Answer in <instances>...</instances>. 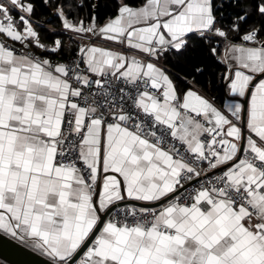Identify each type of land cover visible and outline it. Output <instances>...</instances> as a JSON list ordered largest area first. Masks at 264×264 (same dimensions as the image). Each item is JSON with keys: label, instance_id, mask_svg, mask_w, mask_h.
<instances>
[{"label": "crops", "instance_id": "obj_1", "mask_svg": "<svg viewBox=\"0 0 264 264\" xmlns=\"http://www.w3.org/2000/svg\"><path fill=\"white\" fill-rule=\"evenodd\" d=\"M9 1L30 14L29 4ZM212 2L146 0L137 8L122 5L119 14L101 26L93 21L66 23L60 33L82 50L83 64L92 73L145 77L161 88L163 100L144 94L139 106L159 121H180L181 128L173 135L188 150L200 151L203 128L177 112L174 98L212 127H221L232 144L219 169L238 167L232 180L253 189L250 205L264 224V193L254 191L264 187V179L241 158L236 160L242 137L241 100L254 77L264 71V43L231 42L213 16ZM9 9L14 26L0 23V41L24 52L50 50L39 40L35 25L16 19ZM258 12L264 15V6ZM190 36L222 39L218 60L226 69L222 107L192 82L184 81L187 88H182L166 66L164 54L181 50ZM64 63L47 56L38 63L0 44V232L56 263L69 259L97 224L96 188L100 212L128 200L155 203L171 195L182 168L170 153L134 132L99 122L87 126L79 148L92 169V195L78 171L55 166L53 143L65 110L73 112L74 131L87 114L62 79ZM245 128L244 152L264 158V77L251 88ZM154 210L156 223L148 230L118 228L106 219L88 248L89 264H264V236L253 219L245 220L244 209L234 211L220 202L206 214L165 203Z\"/></svg>", "mask_w": 264, "mask_h": 264}, {"label": "built area", "instance_id": "obj_2", "mask_svg": "<svg viewBox=\"0 0 264 264\" xmlns=\"http://www.w3.org/2000/svg\"><path fill=\"white\" fill-rule=\"evenodd\" d=\"M9 8L17 15L16 19L23 23L38 24L31 19L29 11L9 0H0V23L14 26L15 17ZM217 36L222 35L217 32ZM238 43L259 44V39L255 32H249L241 35ZM0 44L16 54L25 53L32 61L42 62V58L33 50L24 52L22 47L7 41H0ZM221 50L219 43L211 49L217 60L221 57ZM49 66L53 67L54 63ZM62 79L67 85V90L76 93L74 99L76 105L86 110L87 114L84 124L74 131L73 112L65 110L59 136L53 143V164L78 171L84 185L90 188V195L93 193L92 169L82 160L79 153L86 128L92 122H99L104 126L119 125L148 140L153 146L170 153L173 159L182 165L171 189V194L175 195L168 199L165 205L182 207L186 211L196 209L206 214L220 202H226L234 211L244 209L245 220L253 219L260 234L264 236V224L260 219V213L250 205L253 189L241 187L232 180V176L238 174V167L219 169L223 155L232 144L221 127H212L209 121L202 120L198 115L185 110L179 100L174 98L172 104L177 112L200 122L203 128L200 135V151L188 150L185 144L173 135L175 129L181 128L180 121L172 123L159 121L156 115L139 106V99L144 94L163 100L161 88H156L152 81L145 77L128 79L119 73H92L83 64V52L79 48H76L64 63ZM241 159L258 171L260 177L264 179V158H259L251 151H245ZM254 191L263 194L264 187H258ZM156 217L157 212L154 209H137L131 205H123L115 207L107 220L116 227L126 230H148L155 226ZM77 263H90L88 249L79 257Z\"/></svg>", "mask_w": 264, "mask_h": 264}, {"label": "trees", "instance_id": "obj_3", "mask_svg": "<svg viewBox=\"0 0 264 264\" xmlns=\"http://www.w3.org/2000/svg\"><path fill=\"white\" fill-rule=\"evenodd\" d=\"M21 1L31 6L30 17L38 23L35 24V30L39 40L50 49L36 53L41 58L47 56L52 61L59 59L66 62L76 49L72 39L60 33L66 23L76 25L93 21L96 26H101L117 16L122 5L137 8L146 0ZM212 1L213 16L231 42L238 43L241 35L255 32L257 38L264 43V15L258 12L259 7L264 6V0ZM221 41L216 37H209L206 41L204 38L190 36L181 50L168 52L170 56L169 59L165 57V62L182 88H187L184 81L192 82L222 107L226 95L223 84L226 69L211 52L214 45ZM52 46L54 51H51Z\"/></svg>", "mask_w": 264, "mask_h": 264}, {"label": "water", "instance_id": "obj_4", "mask_svg": "<svg viewBox=\"0 0 264 264\" xmlns=\"http://www.w3.org/2000/svg\"><path fill=\"white\" fill-rule=\"evenodd\" d=\"M169 53H165V57L169 59ZM264 77V71L254 77L251 81L244 98L241 100L242 104V115H241V142L237 154V161L242 157L244 152V145H245V137H246V110H247V102L249 98V94L251 88L254 84L261 78ZM99 189L96 188L94 196H93V205L98 217V222L95 225L94 229L91 231L89 236L85 239L79 249L65 262L63 263H56L47 257L43 256L42 254L34 251L33 249L27 247L23 243L19 242L16 239H13L2 232H0V261L4 262L5 264H77L79 257L89 248V246L93 243L95 237L101 230L102 226L104 225L108 215L111 211L117 206L123 205H131L137 208L143 209H154L161 205H163L168 199H170L173 195L171 194L167 198L155 202V203H139L137 201H123L120 203L110 205L104 212H100L97 209V197H98Z\"/></svg>", "mask_w": 264, "mask_h": 264}, {"label": "bare ground", "instance_id": "obj_5", "mask_svg": "<svg viewBox=\"0 0 264 264\" xmlns=\"http://www.w3.org/2000/svg\"><path fill=\"white\" fill-rule=\"evenodd\" d=\"M8 42V41H7ZM35 52V51H34Z\"/></svg>", "mask_w": 264, "mask_h": 264}, {"label": "rangeland", "instance_id": "obj_6", "mask_svg": "<svg viewBox=\"0 0 264 264\" xmlns=\"http://www.w3.org/2000/svg\"><path fill=\"white\" fill-rule=\"evenodd\" d=\"M68 28V27H67Z\"/></svg>", "mask_w": 264, "mask_h": 264}]
</instances>
